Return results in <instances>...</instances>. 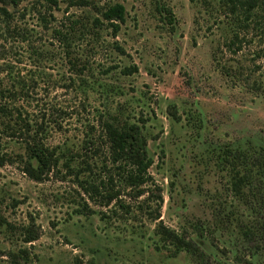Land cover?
<instances>
[{"label": "rangeland", "instance_id": "1", "mask_svg": "<svg viewBox=\"0 0 264 264\" xmlns=\"http://www.w3.org/2000/svg\"><path fill=\"white\" fill-rule=\"evenodd\" d=\"M88 1L59 0L49 11L45 2L0 0L10 13L0 14V102L22 128L13 135L0 119V155L9 160L0 165V264H264V175L248 166L264 148V11L241 31L235 53L224 46L232 28L223 0ZM116 3L127 12L116 35L108 27L80 33L69 56L53 38L66 18L90 21ZM108 114L118 118L110 148L100 124ZM138 120L163 197L160 221L146 196L120 188L128 210L109 200L120 141ZM41 123L50 147L76 152L88 133L99 137L108 162L92 171L95 198L62 167L41 182L24 172L23 130ZM160 222L189 245L165 240ZM29 234L36 239L27 242Z\"/></svg>", "mask_w": 264, "mask_h": 264}, {"label": "trees", "instance_id": "2", "mask_svg": "<svg viewBox=\"0 0 264 264\" xmlns=\"http://www.w3.org/2000/svg\"><path fill=\"white\" fill-rule=\"evenodd\" d=\"M39 2H45L48 5L49 11H52L54 6L58 5L59 0H33ZM78 5H89L88 0H74ZM5 3V0H3ZM224 7L226 8V15L229 17V25L231 26V36L225 40L224 46L231 52L235 53L242 48L241 31L248 29L253 23H258L259 14L264 11L263 0H223ZM100 17H94L90 21H84V18H66L67 22H62L60 26L52 29L53 38L56 39L66 49L65 53L70 55V51L73 48V43L76 37L81 35H97L94 29H103L108 27L112 29L116 35L121 28L122 24L126 22V8L123 4L116 3L105 8L98 10ZM0 14L6 19L9 18V11L5 6H0ZM264 17V14H261ZM258 18V19H257ZM42 21L47 24V20L42 16ZM161 19L165 21V24L169 26L170 32L175 31L176 17L169 6L163 7V13ZM8 24V23H7ZM117 48L123 51L119 46ZM72 67H78V61L71 60ZM85 66H82L77 70L79 74H82L85 70ZM221 71L225 75H230L228 69L221 67ZM131 70L126 69L125 74H130ZM4 92L0 90V101H4ZM0 119L8 117V123L6 126L11 129L13 135H22V128H15L17 121V115L15 109L10 110L6 104L0 102ZM105 118L100 122L101 130L103 132L102 137L106 139L108 148L112 146L115 141L118 132L117 120L118 118L114 114H108V116H101ZM11 123L13 126H11ZM43 123L40 124L37 130L30 134V127H25L23 134L25 137V154L20 156V161L24 164V172L34 181L41 182L50 177L52 172H61L62 167L67 175H74L79 180V186L82 191L93 199L99 194L100 186L92 177V171L94 168H98L100 171L107 169V158H101L102 146L98 141V136L88 133L83 139L78 151L74 152L68 147H50L47 146L39 134ZM94 127H91L93 129ZM10 135L11 137H14ZM149 137L145 130V124H142L139 120L131 123L124 136L120 141V149L118 153V164L116 167L115 181L112 184V192L109 196L110 201H114L119 205V208L128 210L130 206L123 204L121 200L122 190L120 188H126L129 190L130 197L138 199L146 196L144 202L156 203L157 210L153 214H150V218L153 221H160V214L163 197L161 195L160 188L156 185L149 169L154 164V159L149 152ZM230 154L233 152H229ZM6 156L0 155V165L7 163ZM248 159L252 164L248 166L253 169L257 167L262 171L264 175V148H260L255 151ZM93 168V169H92ZM251 171V170H250ZM238 187V186H237ZM158 192V193H157ZM157 233L161 235L165 240L175 243L178 241L177 247L188 246L189 244L184 242L181 238H178L174 232L165 228L162 222L157 224ZM36 239L35 235L29 234L26 238L27 242H32ZM190 247L193 248L192 245ZM24 254L27 252L22 250ZM21 252V253H22ZM12 256L16 257L15 254Z\"/></svg>", "mask_w": 264, "mask_h": 264}]
</instances>
